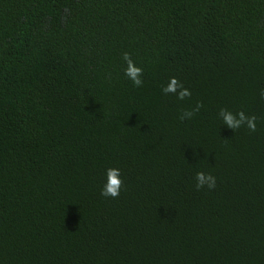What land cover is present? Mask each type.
Wrapping results in <instances>:
<instances>
[{
    "label": "trees",
    "instance_id": "trees-1",
    "mask_svg": "<svg viewBox=\"0 0 264 264\" xmlns=\"http://www.w3.org/2000/svg\"><path fill=\"white\" fill-rule=\"evenodd\" d=\"M262 90L264 0H0V264H264Z\"/></svg>",
    "mask_w": 264,
    "mask_h": 264
},
{
    "label": "clouds",
    "instance_id": "clouds-1",
    "mask_svg": "<svg viewBox=\"0 0 264 264\" xmlns=\"http://www.w3.org/2000/svg\"><path fill=\"white\" fill-rule=\"evenodd\" d=\"M123 60L127 63V68L125 69V75L133 82L134 86L139 87L142 85L143 81L140 79L142 76L143 70L141 68L135 67L134 62L132 61L130 55L125 52L123 54ZM181 89L179 94V99H184L185 97H189L191 93L183 89V85L180 84L176 78H172L170 81V84L168 87L164 88L163 91L165 94L167 93H175L176 89ZM261 98L264 99V90L260 93ZM200 107H202L201 104H197V108L194 111H199ZM194 114V112H189L188 115L191 117ZM256 117H245L243 112L240 113V122H233V118L231 115L226 116V122L228 123L229 127L233 129H237L240 127L241 123H244V125L247 126V128L254 132L256 131ZM120 173L118 169H108L107 170V177H108V184L105 186V188L102 190L101 195L107 197L111 196L113 198H116L119 196V190L122 185V181L119 178ZM196 181H197V189H200L207 185L209 189H212L215 187V181L216 178L212 176L211 174H204L203 172H199L196 174Z\"/></svg>",
    "mask_w": 264,
    "mask_h": 264
}]
</instances>
